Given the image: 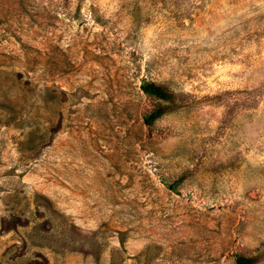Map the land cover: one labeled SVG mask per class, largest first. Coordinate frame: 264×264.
<instances>
[{
    "label": "rangeland",
    "instance_id": "1",
    "mask_svg": "<svg viewBox=\"0 0 264 264\" xmlns=\"http://www.w3.org/2000/svg\"><path fill=\"white\" fill-rule=\"evenodd\" d=\"M238 256L264 264V0H0V264Z\"/></svg>",
    "mask_w": 264,
    "mask_h": 264
},
{
    "label": "trees",
    "instance_id": "2",
    "mask_svg": "<svg viewBox=\"0 0 264 264\" xmlns=\"http://www.w3.org/2000/svg\"><path fill=\"white\" fill-rule=\"evenodd\" d=\"M141 88L145 93L149 95H154V96H157L163 99H169L171 97V94L168 92V90H166L164 87L152 81L143 82L141 85ZM162 114H163V110L157 109L146 118V121L147 122L152 121L153 119L159 117ZM170 186L173 187L172 184H170ZM237 263L238 264H253V260L252 258L247 257V256H238Z\"/></svg>",
    "mask_w": 264,
    "mask_h": 264
}]
</instances>
